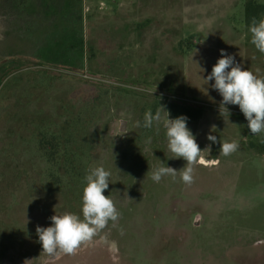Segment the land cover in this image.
Returning <instances> with one entry per match:
<instances>
[{
    "label": "rangeland",
    "instance_id": "374dc122",
    "mask_svg": "<svg viewBox=\"0 0 264 264\" xmlns=\"http://www.w3.org/2000/svg\"><path fill=\"white\" fill-rule=\"evenodd\" d=\"M12 1L0 0L15 16L6 26L0 10V264H264V133H250L238 105L223 117L205 80L221 49L264 75L248 32L264 0H252L260 6L248 20L251 0ZM81 37L83 64L73 69L80 47H69ZM159 104L203 109L187 126L201 150L211 144L209 165L194 166L190 185L179 174L159 183L146 175L160 161L186 164L171 158L162 126H135ZM70 115L87 119L91 148L54 168L40 139L60 134ZM209 134L238 150L220 155ZM99 166L111 173L104 195L121 217L74 255L46 256L37 225L66 212L83 219L85 176Z\"/></svg>",
    "mask_w": 264,
    "mask_h": 264
},
{
    "label": "clouds",
    "instance_id": "9594fccd",
    "mask_svg": "<svg viewBox=\"0 0 264 264\" xmlns=\"http://www.w3.org/2000/svg\"><path fill=\"white\" fill-rule=\"evenodd\" d=\"M248 32L251 34V43L261 54H264V18L259 20L253 18ZM220 51L221 58L217 60L205 79L207 83L214 80L211 87L222 97L220 114L229 118L231 113L227 105H238L248 122L250 133L252 135L264 133V75H259L260 69H256L255 73L243 69L233 56L228 55L223 49ZM187 120L188 117L184 115L170 118V113L159 104L154 114L150 109L145 112L142 125L140 121L135 122L136 127L142 126L145 129H151L155 124L157 132L162 126L165 130L167 148L172 153L171 158H182L186 161L185 166L180 170L166 166L160 161L158 167L146 173L153 182L159 183L165 177L175 180L179 174L182 182L190 185L194 182V166L206 163L203 153L210 154L211 144L201 150L187 126ZM126 131V127L121 130V132ZM207 139L220 145L219 154L223 156H229L239 148L237 141L221 142L211 134ZM150 141L149 137L148 142ZM110 176V171L105 170L103 166L91 169L85 176L86 186L82 196L83 219L77 214L66 212L63 215L55 214L50 217L51 226L37 225L36 234L42 245L43 254L52 258L60 254L74 255L82 243L91 241L108 227L109 222L113 225L118 222L121 213L111 197L104 195L110 184Z\"/></svg>",
    "mask_w": 264,
    "mask_h": 264
},
{
    "label": "trees",
    "instance_id": "16d2710c",
    "mask_svg": "<svg viewBox=\"0 0 264 264\" xmlns=\"http://www.w3.org/2000/svg\"><path fill=\"white\" fill-rule=\"evenodd\" d=\"M10 1L13 4V1L12 0ZM245 6L247 7L246 8V15H247L246 19L248 20L249 18H251L252 14H255V12L257 11L260 5L259 3L251 0L248 3H246ZM0 10L4 12V15H9L5 25L6 26L11 25L13 19L15 18V16L11 12L12 8L8 7L6 4L4 6L3 5L0 6ZM78 45L80 47V62H79V65L73 66L74 67L73 69H77L79 68L80 65L83 64V56L85 54V47H84L85 44L83 41V37L80 38V44L76 42L70 45L69 51L73 52V49L78 47ZM69 54L71 57L73 53L71 54L70 52H68V55ZM169 108H170L169 110H170V113L173 119L176 118L177 116L184 115L188 117L187 121H196L201 118L202 113H203V109L201 107L188 105V104H171ZM86 122H88L87 119L85 120L80 119V118L76 119L70 115L65 119V122L63 123L60 134L53 132L50 135L51 137L48 136V140L40 139V145H39L40 150L42 151L43 156L46 157L50 163H52V167L60 169L62 164L64 163H60L59 159L68 158L71 155L81 156L83 154H86L87 151L90 150L91 145L85 139L86 135L81 133V123L84 124L85 126L84 128H86ZM63 127H64V131H63ZM76 127L78 131V135L80 133L81 135L78 138L67 136L69 135L68 134L69 130L72 131V129H75ZM65 168L70 169V170L74 169V167H72L70 163L65 165ZM68 172L73 173L74 170L68 171ZM79 172H82V171L77 170V173Z\"/></svg>",
    "mask_w": 264,
    "mask_h": 264
},
{
    "label": "water",
    "instance_id": "95a60500",
    "mask_svg": "<svg viewBox=\"0 0 264 264\" xmlns=\"http://www.w3.org/2000/svg\"><path fill=\"white\" fill-rule=\"evenodd\" d=\"M124 125H125V121L122 122V127H121L122 130H124L125 128Z\"/></svg>",
    "mask_w": 264,
    "mask_h": 264
},
{
    "label": "flooded vegetation",
    "instance_id": "af4514ba",
    "mask_svg": "<svg viewBox=\"0 0 264 264\" xmlns=\"http://www.w3.org/2000/svg\"><path fill=\"white\" fill-rule=\"evenodd\" d=\"M204 165H209L207 162Z\"/></svg>",
    "mask_w": 264,
    "mask_h": 264
},
{
    "label": "crops",
    "instance_id": "0c3cea01",
    "mask_svg": "<svg viewBox=\"0 0 264 264\" xmlns=\"http://www.w3.org/2000/svg\"><path fill=\"white\" fill-rule=\"evenodd\" d=\"M83 1V0H82Z\"/></svg>",
    "mask_w": 264,
    "mask_h": 264
}]
</instances>
